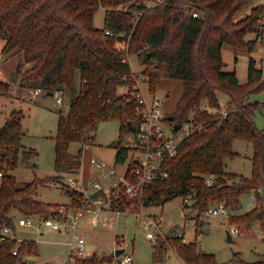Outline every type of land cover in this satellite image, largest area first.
Here are the masks:
<instances>
[{"label": "trees", "instance_id": "16d2710c", "mask_svg": "<svg viewBox=\"0 0 264 264\" xmlns=\"http://www.w3.org/2000/svg\"><path fill=\"white\" fill-rule=\"evenodd\" d=\"M252 1L0 0V37L6 38L3 50L17 48L22 53L17 65L21 84L42 87L46 93H70L68 109H60L55 135L59 174L19 184L12 170L20 151L23 149L26 159L35 154L22 142L23 110H12L0 126V170L4 172L0 184V235L5 225L15 227L19 214H58L59 207L36 197L35 192L45 181L61 180L63 174L80 170L83 148L73 154L69 147L77 140L93 142V136L86 134L89 126L118 119L115 162L126 160L129 146L122 138L135 128L136 99L129 100L131 93L120 88L129 85L130 91L134 86L136 75L126 57L134 53L145 65L143 72L149 77L152 91L164 77L182 80L183 92L170 114L176 123L192 121L198 128L187 134L178 152L164 161L168 174L146 184L136 197L124 195L119 199L120 206L164 204L180 195L192 199L190 206L198 213L222 206L228 210L229 222L237 227H250L259 219L264 228V198L259 195L255 205L246 210L241 199L243 194L264 187V130L255 120L262 104L249 98L250 92L264 88V69L256 57L250 56L248 82L241 83L236 69L224 68L222 53L225 42L252 51L259 40H264V3L252 5ZM100 5L105 7L103 27L94 20ZM250 32L255 36L247 38ZM117 40L127 41L128 49L119 48ZM10 89L9 81L0 80V93ZM220 91L230 96L225 109L221 107ZM237 138L253 144L251 176L228 170L227 158L240 154L233 148ZM208 177L213 179L211 184H207ZM68 194L71 205L84 206L82 192L75 189ZM16 243L15 238L0 242V264H26V255L37 252L36 241L31 239L23 240L14 254ZM176 250L190 264L226 263L200 250L197 238L180 240ZM154 258H162L158 249H154ZM107 259L93 253L83 257L81 264H103ZM234 260L239 264H264V257L247 261L238 253Z\"/></svg>", "mask_w": 264, "mask_h": 264}, {"label": "rangeland", "instance_id": "374dc122", "mask_svg": "<svg viewBox=\"0 0 264 264\" xmlns=\"http://www.w3.org/2000/svg\"><path fill=\"white\" fill-rule=\"evenodd\" d=\"M264 3V0H253L252 5ZM95 24L98 27L105 25V7L100 5L95 13ZM255 36L250 32L247 38ZM6 38L0 37V80L9 81L12 89L7 93H0V126L4 124L6 118L14 109H22V123L25 130L23 136L24 148L34 149L35 154L26 159L23 149L19 153L18 161L12 173L16 176L19 184L35 178L47 177L59 174L56 169V139L55 135L58 128L60 109L66 112L68 107L61 106L57 101V95L47 94L45 91L35 93V88H29L21 84V74L17 73V65L22 59V53L16 48L5 52L3 47ZM116 45L121 49H128L127 41H116ZM224 68L236 69L241 83L248 82L249 59L250 56L257 58V63L264 69V40H259L256 48L249 51L247 48L235 47L229 42H225L222 47ZM136 77H142V86L148 97L156 95L163 99L164 108L172 113L176 107L177 101L183 92V82L174 77H164L158 82L155 91L149 86V77L143 72L145 65L141 62L136 53L126 56ZM28 65H24L23 70ZM264 78V72L262 75ZM128 88L121 87L120 91ZM69 91L65 93V102L69 100ZM221 107L225 109L230 100V96L225 91L219 92ZM250 100H260L261 108L256 112L255 120L257 125L264 130V88L250 92ZM86 134L93 136V142L73 141L69 150L73 154L82 152V166L80 172L84 181L89 184L91 178L97 177L104 185L105 191H108L112 185V176L107 171L108 167L115 164V155L117 152L116 144H110L113 139H119L120 121L118 119H108L98 122L94 126L86 129ZM133 134L126 132L122 139L132 138ZM233 148L240 152L233 158H227L228 170L242 173L246 176L252 175L253 170V144L243 138H237L233 142ZM132 151L129 153L126 163H117V175L120 176L130 161ZM95 156L106 162L105 168L97 167L91 161ZM63 174L61 180H53L44 184H39L35 196L59 207V204H71L70 196L62 188ZM2 177L0 175V184ZM93 186L90 185L89 192H93ZM264 198V187L260 186L258 190H252L241 196L244 210L252 208L258 196ZM188 203L192 204L189 199ZM131 208L122 210L120 214L114 213L111 220L105 221L104 215L112 212H102L100 223L94 225L90 217H84L77 229V233L85 238V256L93 253L99 256H106L109 259L103 264H126L123 257L129 253L133 260L128 264H186L184 259L178 254L176 244L180 240L191 241L197 238L200 250L214 254L219 263L234 261L236 253L247 261H255L264 257V228L261 220L252 221L251 226H241L239 231L233 235V241L227 239L226 228L233 230L236 224L230 223L228 213L224 209L217 213H207V210L198 213L192 206L184 205L183 196H175L164 204L141 205L134 203L128 204ZM73 212L74 208L71 207ZM144 213L147 218L157 216L161 220V228L167 236L161 237L157 245L147 236L149 229H153L150 224L147 227L140 218ZM24 215L16 216L14 233L19 239L35 240L37 252L26 255L28 261L26 264H81V259L85 256H79L76 253L78 242L74 244L73 256H69L71 245L74 238V230L70 222L66 229H56L46 225L45 217L40 215L26 216L30 223L26 225L19 224V218ZM198 227V230H197ZM202 230L203 232H200ZM173 234L178 239L174 240ZM170 235V236H169ZM174 241V242H172ZM125 247V251L120 255H115L114 249ZM158 249L162 258H154V249ZM24 256V258H26ZM30 259L33 262L28 263ZM72 259V260H71Z\"/></svg>", "mask_w": 264, "mask_h": 264}, {"label": "built area", "instance_id": "2783aa9c", "mask_svg": "<svg viewBox=\"0 0 264 264\" xmlns=\"http://www.w3.org/2000/svg\"><path fill=\"white\" fill-rule=\"evenodd\" d=\"M120 4L118 8H121ZM198 12L195 11L194 15ZM142 77H136L134 86L129 91V85H123L126 92L131 93V98L136 99L135 101V113L136 121L135 128L130 132L133 134L132 138L124 139V142L129 146V153H131L130 161L127 164L124 172L118 176L117 175V163L108 167L107 173L112 176V185L108 191H105L103 183L99 178L93 177L89 184L84 181V178L80 170L76 172L67 173L62 181V188L68 193L70 190H78L84 195V206L75 207L71 204H60L59 211L57 215H50L45 217V223L56 229H66L68 223L74 230V238L71 245V251L69 256L75 259L73 256L74 244L78 242V248H76V253L79 256H85V238L77 233L78 225L80 221L88 216L92 224L97 225L102 219V212H112L111 214H105V221L111 220L114 213L120 214L122 210L131 208L126 204L124 207L120 206L119 199L123 196L136 197L142 193L146 184L151 182L153 179L158 177H163L168 174V171L164 169V161L175 155L178 152L179 146L183 138L194 131L198 127L194 125L192 121H186L180 123L179 128H176V122L169 119V112L164 108L163 99L153 95L148 97L142 86ZM35 93L44 92L42 87H36ZM57 95V101L61 106L65 105L69 107V102H65V91L58 90L55 92ZM54 93V94H55ZM127 156V158H128ZM127 158L124 162L126 163ZM91 161L94 162L97 167L105 168L106 162L103 159L93 156ZM81 169V168H80ZM3 170H0V175L3 176ZM213 182L212 177L207 178V184ZM90 185L93 186V192H89ZM189 199H184L185 203H188ZM125 203V202H124ZM186 206V205H185ZM73 207L74 211L71 212L70 208ZM223 210L222 206L210 207L207 209V213H217ZM140 218L144 221L147 227L153 225V229H149L147 236L153 240L154 245H157L158 240L163 236L164 230L161 228V220L157 216L147 218L144 213H141ZM30 219L26 216L19 218L20 225H26L30 223ZM163 230V231H162ZM239 231V227L234 226L232 233ZM174 236L183 234H173ZM170 236V235H169ZM8 238H15L17 243L13 247L12 251L14 254L19 252L22 241L24 239H19L15 236L14 227L10 225H5L2 228V233L0 235V242L5 241ZM156 249V248H155ZM71 259V260H72ZM133 260L131 254L127 253L123 257L124 263L128 264ZM186 264H190L186 262ZM225 264H237L234 261L226 262Z\"/></svg>", "mask_w": 264, "mask_h": 264}, {"label": "water", "instance_id": "95a60500", "mask_svg": "<svg viewBox=\"0 0 264 264\" xmlns=\"http://www.w3.org/2000/svg\"><path fill=\"white\" fill-rule=\"evenodd\" d=\"M47 94H54V92L53 91H48ZM168 117L171 120L174 118L173 114H169ZM179 126H180L179 123H176V128H179ZM116 142H117V139H113L110 144H116ZM226 233H227V239L229 241H233V233H232V230L227 227L226 228ZM124 251H125V247H119V246H117L114 249L115 255H120ZM31 262H32V259L29 260V263H31Z\"/></svg>", "mask_w": 264, "mask_h": 264}, {"label": "crops", "instance_id": "0c3cea01", "mask_svg": "<svg viewBox=\"0 0 264 264\" xmlns=\"http://www.w3.org/2000/svg\"><path fill=\"white\" fill-rule=\"evenodd\" d=\"M190 200H192V199H190ZM193 201V200H192ZM189 205H190V203H189ZM244 209V208H243ZM227 213H228V210H227ZM234 235V234H233ZM32 262H33V259H32ZM29 263V262H28Z\"/></svg>", "mask_w": 264, "mask_h": 264}]
</instances>
